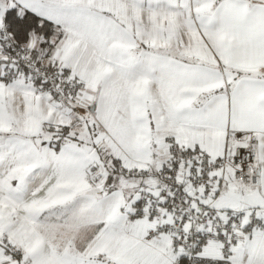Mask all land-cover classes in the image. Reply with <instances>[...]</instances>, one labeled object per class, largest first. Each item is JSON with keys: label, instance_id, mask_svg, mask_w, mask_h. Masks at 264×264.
<instances>
[{"label": "snow or ice", "instance_id": "snow-or-ice-1", "mask_svg": "<svg viewBox=\"0 0 264 264\" xmlns=\"http://www.w3.org/2000/svg\"><path fill=\"white\" fill-rule=\"evenodd\" d=\"M0 264H264V0H0Z\"/></svg>", "mask_w": 264, "mask_h": 264}]
</instances>
